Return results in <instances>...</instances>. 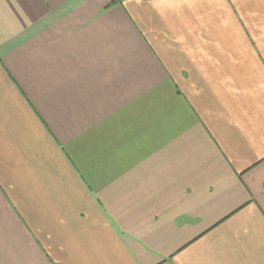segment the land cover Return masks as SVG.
<instances>
[{"label":"crops","instance_id":"1","mask_svg":"<svg viewBox=\"0 0 264 264\" xmlns=\"http://www.w3.org/2000/svg\"><path fill=\"white\" fill-rule=\"evenodd\" d=\"M0 0V264H264V0Z\"/></svg>","mask_w":264,"mask_h":264},{"label":"trees","instance_id":"2","mask_svg":"<svg viewBox=\"0 0 264 264\" xmlns=\"http://www.w3.org/2000/svg\"><path fill=\"white\" fill-rule=\"evenodd\" d=\"M121 2H122V0H114V1H112L111 4H117V3H121Z\"/></svg>","mask_w":264,"mask_h":264}]
</instances>
